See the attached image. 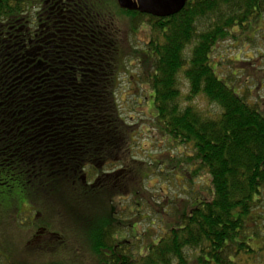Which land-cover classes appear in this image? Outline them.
<instances>
[{
	"label": "trees",
	"instance_id": "trees-1",
	"mask_svg": "<svg viewBox=\"0 0 264 264\" xmlns=\"http://www.w3.org/2000/svg\"><path fill=\"white\" fill-rule=\"evenodd\" d=\"M56 1L54 12V0H0V194L68 225L66 239L98 264H264V107L213 59L217 46L263 19L264 0H187L167 18L118 0ZM142 30L148 43L139 50ZM133 56L151 88L152 129L186 150L154 166L180 169L191 184L205 180L185 199L155 204L143 230L132 215L152 202L145 171L153 165L135 154L136 119L118 98ZM198 98L220 114L201 111ZM132 197L139 201L122 205ZM45 230L42 237L55 235ZM55 261L45 264H66Z\"/></svg>",
	"mask_w": 264,
	"mask_h": 264
},
{
	"label": "rangeland",
	"instance_id": "rangeland-1",
	"mask_svg": "<svg viewBox=\"0 0 264 264\" xmlns=\"http://www.w3.org/2000/svg\"><path fill=\"white\" fill-rule=\"evenodd\" d=\"M113 6L119 19V15H122L119 14V6L117 3H114ZM122 27L126 29L128 26L123 24ZM146 33L142 30L137 33L134 39L138 42L137 49L139 50H143L148 43ZM237 37V39H231L217 46L213 59L216 62L222 61L219 69L223 77H229L230 83L239 88L241 93L247 95L251 102L258 101L264 107V59L260 57V54H264V17L262 20L256 21L249 33L242 36L237 35ZM130 58H132L130 59L132 66L126 69V74L120 76L118 98L124 116L136 119L138 135L134 138L135 154L139 159L153 165L145 171V174L148 175V191L153 195L152 202L148 203V208L142 214L139 215L135 212L132 215L134 221H140L139 228L143 230L151 224V221L143 220V218L157 212L155 204L166 206L176 197L185 199L196 189L199 190V185H202L205 180L196 178L194 184H191L179 171L180 169L171 171L170 168H165V163H162L158 168L154 166L153 163L171 156L183 157L186 150L169 142L168 139L166 140L158 130L152 129L154 122L150 107L153 105V99L149 102L146 98L150 95L151 88L139 81L136 57ZM238 59L242 60L244 64L242 62L238 65L233 63ZM250 59L253 61L250 62ZM228 85L231 86L229 83ZM182 91L184 94L188 93V83L183 80ZM193 103L212 117L220 114V109L215 105H209L205 99L198 98ZM183 166V169L188 168L185 164ZM137 201L139 199L132 197L121 203L126 207ZM146 201L148 202V197H146ZM40 207V205L29 203L12 192L0 194V264H13L19 259L31 264H45L52 260L66 264H98L85 248V250L80 249L79 244L73 242L72 238L66 239V236L73 237V233L65 229L68 225L62 226L53 217L45 215ZM122 209H124L123 206ZM154 220L157 218L154 217ZM47 229L57 236L42 237L43 231H47ZM260 229L261 237H264V223L261 224ZM63 236V242L66 239L67 244L65 247H63V243H59ZM250 244L253 248L258 249L263 245V238H253ZM48 246H53V250L47 251L45 247ZM239 259L247 260L250 257L242 256ZM9 260L11 263L5 262Z\"/></svg>",
	"mask_w": 264,
	"mask_h": 264
},
{
	"label": "water",
	"instance_id": "water-1",
	"mask_svg": "<svg viewBox=\"0 0 264 264\" xmlns=\"http://www.w3.org/2000/svg\"><path fill=\"white\" fill-rule=\"evenodd\" d=\"M120 7L137 10L159 18H167L179 13L187 0H118Z\"/></svg>",
	"mask_w": 264,
	"mask_h": 264
},
{
	"label": "flooded vegetation",
	"instance_id": "flooded-vegetation-1",
	"mask_svg": "<svg viewBox=\"0 0 264 264\" xmlns=\"http://www.w3.org/2000/svg\"><path fill=\"white\" fill-rule=\"evenodd\" d=\"M52 2H50L49 3V5L51 6V10H53L54 12L55 11H57L59 8H60V5H59V2L58 1H56V0H54V2L51 4ZM28 13V12H27ZM44 21V19L43 18H40L39 19V22L41 23V22H43ZM40 23H39V26H40V28L41 29H44L43 27H41L42 26V23H41V25H40ZM34 25V24H33ZM44 26V25H43ZM26 29H27V31L30 29V28H33V26H30V23H29V20H27V22H26Z\"/></svg>",
	"mask_w": 264,
	"mask_h": 264
}]
</instances>
